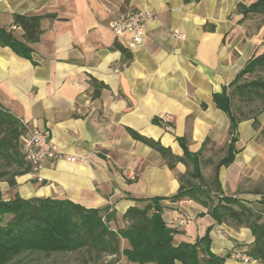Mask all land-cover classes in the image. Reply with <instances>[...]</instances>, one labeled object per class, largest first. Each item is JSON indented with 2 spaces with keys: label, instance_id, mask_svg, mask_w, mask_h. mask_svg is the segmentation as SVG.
Masks as SVG:
<instances>
[{
  "label": "crops",
  "instance_id": "crops-1",
  "mask_svg": "<svg viewBox=\"0 0 264 264\" xmlns=\"http://www.w3.org/2000/svg\"><path fill=\"white\" fill-rule=\"evenodd\" d=\"M254 1L0 0V25H9L15 13L51 14L41 20L28 57L0 45V103L27 133L47 130L64 156L43 163L41 181L29 171L13 187L3 182L2 197L67 199L116 214L142 205L138 199L164 197L162 218L176 230L175 244L208 232L210 250L224 255L225 264H260L233 255L253 241L247 226L218 223L195 200L168 198L195 156L206 178L204 171L211 166L213 173L225 155L229 118L212 94L264 50V14L242 18L236 10L238 3ZM130 8L154 13L133 48L130 35H115L109 27ZM255 120L256 127L253 118L237 124L233 160L218 168V180L224 195L264 212V107ZM129 129L189 157L169 167Z\"/></svg>",
  "mask_w": 264,
  "mask_h": 264
},
{
  "label": "trees",
  "instance_id": "trees-1",
  "mask_svg": "<svg viewBox=\"0 0 264 264\" xmlns=\"http://www.w3.org/2000/svg\"><path fill=\"white\" fill-rule=\"evenodd\" d=\"M236 10L242 18L250 14H264V0L248 5L238 3ZM48 13L12 15L9 25H0V45L10 47L15 53L28 57L29 44L41 34V20ZM264 22V18L261 19ZM264 44V40H263ZM264 50L251 57L235 77L212 94L217 108L229 118L225 155L214 165L213 173L204 178L196 161L192 170L178 177L179 188L168 197L171 200L188 198L207 207V212L218 223L232 227L247 226L253 236L244 254L264 264V212H257L247 202L226 196L218 180V168L233 160V143L237 124L253 118L264 107ZM259 103V104H257ZM159 122L158 118L153 119ZM130 135L160 153L169 167L189 155L175 156L158 140L143 136L131 129ZM27 127L0 103V182L16 185V177L29 172L30 164L22 152ZM164 197L138 199L142 205L128 207L122 214L109 208H84L67 199L33 197L23 199L15 195L4 199L0 189V264H24L25 254L44 257L56 253L82 252L83 260L97 261L104 255H120L124 264H225V256L210 250L208 232L194 242L175 244L176 230L162 218ZM122 240L126 246L121 247ZM112 264V262H110Z\"/></svg>",
  "mask_w": 264,
  "mask_h": 264
},
{
  "label": "built area",
  "instance_id": "built-area-1",
  "mask_svg": "<svg viewBox=\"0 0 264 264\" xmlns=\"http://www.w3.org/2000/svg\"><path fill=\"white\" fill-rule=\"evenodd\" d=\"M154 17V13L147 9L130 8L126 11L119 12L110 22L109 27L115 35H130L128 47L133 48L140 45L144 36L145 23ZM171 35L176 38H181L182 35L177 30H172ZM47 130H40L36 127L32 128L26 134L22 152L30 164V172L32 176L41 181L39 170L46 160H56L64 158L62 152L50 140ZM68 161H74L75 157H65ZM129 178H133V173L127 172ZM184 220H178V224H183ZM234 257L245 262H254L255 260L241 252H234Z\"/></svg>",
  "mask_w": 264,
  "mask_h": 264
},
{
  "label": "rangeland",
  "instance_id": "rangeland-1",
  "mask_svg": "<svg viewBox=\"0 0 264 264\" xmlns=\"http://www.w3.org/2000/svg\"><path fill=\"white\" fill-rule=\"evenodd\" d=\"M260 76L264 79V72L255 73L249 78H255ZM259 104V103H257ZM206 178L210 177L212 174V167H208V171H204ZM4 181L0 182V186H4ZM126 246V241L122 240L121 247ZM86 255L82 252H72V253H56L50 256L44 257L40 254H25L22 256L24 264H124V259L120 255H104L101 256L97 261L85 262L83 258Z\"/></svg>",
  "mask_w": 264,
  "mask_h": 264
}]
</instances>
